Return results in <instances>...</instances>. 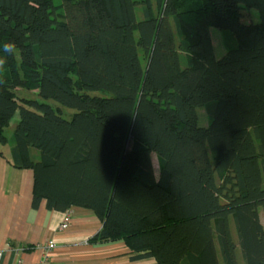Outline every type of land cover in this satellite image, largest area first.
<instances>
[{"label":"trees","instance_id":"16d2710c","mask_svg":"<svg viewBox=\"0 0 264 264\" xmlns=\"http://www.w3.org/2000/svg\"><path fill=\"white\" fill-rule=\"evenodd\" d=\"M17 111L34 208L92 210L133 259L264 264V0H0V160Z\"/></svg>","mask_w":264,"mask_h":264},{"label":"crops","instance_id":"0c3cea01","mask_svg":"<svg viewBox=\"0 0 264 264\" xmlns=\"http://www.w3.org/2000/svg\"><path fill=\"white\" fill-rule=\"evenodd\" d=\"M13 146V145H12ZM12 149V147H11ZM0 160V264H156L152 257L133 259L123 241L94 242L103 223L90 209L74 206L69 227L60 229L65 212L32 206L33 171ZM55 247L48 250L47 242ZM241 264L242 260H241Z\"/></svg>","mask_w":264,"mask_h":264},{"label":"rangeland","instance_id":"374dc122","mask_svg":"<svg viewBox=\"0 0 264 264\" xmlns=\"http://www.w3.org/2000/svg\"><path fill=\"white\" fill-rule=\"evenodd\" d=\"M57 2H61V0H57ZM138 15H139V18L142 17L140 9H138ZM242 21L245 23L259 22L260 21V14H259L258 10L255 8H251V9L244 8ZM211 35H212V39H213V43H214V47H215V54H216L217 58H221L227 52L229 46H232L234 44V40L230 36L233 34L229 30H219L217 28H212L211 29ZM235 45H236V40H235ZM186 60H187L186 55L185 54L182 55L181 64L183 67L186 66ZM16 91H17L18 96L21 97V99H33V100H37L39 102L48 103L50 105H53L54 107H60L63 111V116L67 119H71L72 116L74 115V113L76 112L75 109L65 107V106L57 103L54 100L45 101V99H43L39 96L37 91L26 90V89H21V88H17ZM91 94H102L103 95L104 93H102V92H91ZM19 113H20L19 111H17V113H15L14 117L12 118L11 124L5 128V133L7 135V138L10 139L9 143L4 145V149H6V151L11 149V147L13 145V143L11 141V137L13 136L14 129L19 122V119H20ZM198 113H199V117H200L199 124L200 125H207L208 124V116H207V113L205 111V108L200 107L198 109ZM38 154L39 153L37 151L36 155L38 156ZM153 162H154V166H155V171L158 174V172H159V160L155 154L153 155ZM260 213H261L262 222L264 224L263 209L260 210ZM241 260L242 259L239 257L240 262H241Z\"/></svg>","mask_w":264,"mask_h":264},{"label":"built area","instance_id":"2783aa9c","mask_svg":"<svg viewBox=\"0 0 264 264\" xmlns=\"http://www.w3.org/2000/svg\"><path fill=\"white\" fill-rule=\"evenodd\" d=\"M70 217H71L70 211H66L64 220H63L62 224L60 225V229H67L69 227ZM47 247H48V250L53 249L55 247L54 241L53 240L48 241ZM0 260H1V253H0Z\"/></svg>","mask_w":264,"mask_h":264}]
</instances>
